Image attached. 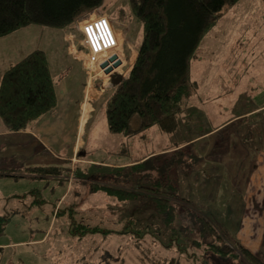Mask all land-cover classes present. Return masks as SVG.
Returning a JSON list of instances; mask_svg holds the SVG:
<instances>
[{
  "label": "rangeland",
  "instance_id": "rangeland-1",
  "mask_svg": "<svg viewBox=\"0 0 264 264\" xmlns=\"http://www.w3.org/2000/svg\"><path fill=\"white\" fill-rule=\"evenodd\" d=\"M99 12L109 14L117 27L128 25L124 27L127 39L138 41L140 48L143 25L133 16L129 0H103L98 10L89 12L84 20L78 21L79 30L85 20L96 17ZM76 25L73 23L65 26L66 28L30 25L16 33L24 37L23 42L29 41L30 48H47L53 62L60 49L68 54L67 35L78 36ZM21 37L17 36L14 40L22 42ZM127 43L128 41L126 45ZM57 77L60 78L59 75ZM78 77L80 74L73 78L75 89L79 86ZM191 77L197 87L179 116L176 133L169 135L157 126L149 128L145 138L111 133L104 103H100L87 126L84 149L87 150L88 157L103 160L116 167L133 162L148 150L163 148L172 142L174 145L189 144L182 162L183 174L179 172L181 195L205 214L223 222L234 236L244 240L249 248L264 258V210L259 208L263 202L258 195H254L243 203L238 200L236 193V190L245 191L248 195V187L244 189L242 185V175L246 172L249 163L246 160L249 156L256 158L255 153L249 152L243 159L244 147L241 143L253 122L247 116L264 104V0H238L223 8L195 51L191 61ZM63 82L64 80L61 85ZM255 123L264 125V111ZM220 124L223 125L214 130ZM211 129V133L202 136ZM217 130L221 131L216 132ZM72 136L68 133L67 139H72ZM195 137L193 141L192 138ZM25 139V136L18 133L5 136L0 134V164L15 166L14 161L15 164L18 160L25 162L22 159L28 153V147L16 144ZM28 140L37 144L31 137ZM123 145L129 150H125ZM69 146L70 142L67 141V150ZM260 156L262 155H257L253 165L258 164ZM70 172V169L61 167V176L58 178L0 177V213L11 215L0 233V264H108L104 259L101 260L100 244L110 248L117 245L119 239L112 238L102 243L97 232L84 234L85 236L70 233L67 236L64 232L65 218L69 225L74 217L78 223L90 226L100 223L105 225L106 219H109L107 225L119 229L118 221L125 215V204L113 201L99 192L85 193L88 185H84L83 180L92 182L96 177L85 176L81 172L71 176ZM236 176L240 177L239 182L234 180ZM111 179L112 175H105L100 180L107 182ZM32 189L41 190L45 202L39 204L36 201L29 212L23 211V202L17 200L7 203L6 197ZM71 189V195L85 196L80 197L74 205H69L73 201L71 198L66 199L67 196L60 200L63 192ZM110 203L112 204L109 205ZM126 207L136 216L150 211L140 202L127 203ZM59 208L61 212L56 219ZM134 239L140 242L139 247L135 240L132 243H135L142 254L129 248V239L121 240L119 247L125 249L119 248L118 253L112 254L114 264H134L138 258L146 264H155L158 257L162 258L155 242L149 243L157 240L152 234L140 239L134 236ZM122 242L124 243L121 245ZM182 246L188 248L185 252H177L181 263L204 264L205 258L208 264H212V258L205 252L206 249L199 250V247L188 245L184 241ZM142 248L146 255L141 251ZM166 260L163 258L162 264Z\"/></svg>",
  "mask_w": 264,
  "mask_h": 264
},
{
  "label": "trees",
  "instance_id": "trees-1",
  "mask_svg": "<svg viewBox=\"0 0 264 264\" xmlns=\"http://www.w3.org/2000/svg\"><path fill=\"white\" fill-rule=\"evenodd\" d=\"M237 1L129 0L133 16L143 25V39L131 70L127 75H121L119 83H110L101 96L100 102L104 103L111 133L145 138L147 130L153 126L169 135L177 132L179 116L197 87L191 77V61L195 51L223 8ZM102 2L0 0V38L30 25L66 28L73 23L77 24V33L83 35L78 28V21L84 20L89 12L98 10ZM104 13L99 12L98 15ZM59 77L54 76L47 52L41 47L34 48L7 68L0 79V120L3 124L9 130H24L36 119L55 111L58 106L57 85L65 78L63 74ZM211 132L212 129L202 136ZM196 137L192 138L193 141ZM188 146L184 143L174 145L172 142L163 148L148 150L128 166L109 169L95 166L99 171L84 174L96 177L92 182L83 180L88 182L85 193L99 192L125 204V215L118 221L120 228L114 229L107 225L109 219H106L105 225L100 223L90 226L78 223L70 216V225L65 218V234L89 235L97 232L102 243L118 238L119 243L110 248L100 244L101 260L104 259L108 264L115 263L111 256L119 252L121 240L129 239V248L142 254L135 247V243L139 247L140 242L134 236L140 239L150 234L157 240H148L149 243L155 242L162 256L158 257L155 264H162L163 258L167 259L164 264H176V261L177 264H183L177 256L178 251L185 252L188 248L182 246L183 241L199 247V250L206 249L212 264H264V259L234 236L228 226L214 216L205 214L181 195L179 172L183 174L182 162ZM123 147L129 150L126 145ZM29 169L35 176L42 178L61 176V168L54 165ZM14 171V167L0 164V177L21 176L14 174ZM74 173L78 175L77 170ZM105 175H112V179L101 181ZM42 196L41 190L32 189L6 199L7 203L17 200L23 202V211L29 212L37 202H45ZM80 197L85 196L70 195L73 202L69 205H74ZM131 202H140L151 213L132 214L126 207ZM10 218V214L0 213V233ZM133 240L135 243H132ZM91 247L94 245L91 244ZM141 251L146 255L145 249ZM203 260L204 264H208L205 258ZM134 264L146 263L138 258Z\"/></svg>",
  "mask_w": 264,
  "mask_h": 264
},
{
  "label": "crops",
  "instance_id": "crops-1",
  "mask_svg": "<svg viewBox=\"0 0 264 264\" xmlns=\"http://www.w3.org/2000/svg\"><path fill=\"white\" fill-rule=\"evenodd\" d=\"M104 15L109 17L107 13H104ZM113 25L119 38V46L115 51L123 60L122 65L116 71L120 75H127L138 56L139 42L131 38H129V40L127 39L125 28L128 27V25L125 24V28L123 26L117 27L115 22H113ZM140 29L141 26L139 31ZM18 34L19 33L15 32L0 38V79L7 68L34 49L30 48L29 41L23 42V39V43L21 41H15V37H21V35ZM67 36L69 37L68 54L63 53V50L60 49L56 52L57 57L52 62L48 54L49 50L47 48L45 50L49 57V63L54 76L57 77L63 74L65 77L63 85H61V81L58 82L57 85V109L36 119L24 130H9L0 120V134L5 136L6 134L18 133L25 136L27 139H25L24 142L16 143L25 144V147H28V153L25 155L24 159H22V161L25 162H19L18 160L17 164H15L16 161H14L13 164L15 166L1 164L6 167H14L16 169L14 174L21 175L19 177H38L29 169L35 166L54 165L59 168L66 167V169L71 170V176L74 175L73 173L76 170L78 173L81 172L89 175L95 170L99 171V169L94 168L95 166L100 168L104 167V169L114 168V166L108 165L103 160L98 161L94 157H88L87 150L85 151L84 149L86 147L85 136L87 126L96 112L97 105L101 103L100 99L102 94L105 93L106 89L110 86L108 83H112L111 74L106 75V73L101 72L98 67L94 70L91 69L92 74L88 72L83 60L88 52L83 43V35L79 33L76 37L73 35ZM126 41H128L127 45ZM79 74V86L75 89L76 83L73 78H77ZM263 111L264 104L254 109L250 116H247V119L253 122L249 125L248 131L244 135V139L241 143L244 147L243 159L247 157L249 152L255 153L256 158L251 155L249 156L246 160L249 161L246 172H243L242 175V185L244 189L248 187V195L245 191L239 192L236 190V193L238 194V200L243 203L248 200V197L252 198L254 195H258L261 198V202H263V205L259 206V208H263L264 210V125L260 124L259 126L255 123V120L257 117H260ZM223 124L216 126L214 130L221 127ZM68 133L73 135L72 139H67ZM30 137L32 140H36L37 144L29 142L31 141L28 140ZM67 141L70 142L68 150L66 148ZM259 154L262 156H260L258 164L253 165V162L257 160V155ZM38 155H40V157H38ZM131 163L117 165L116 167L128 166ZM239 178L240 177L236 176L234 180L239 182ZM245 180H247V182H245ZM87 183L88 182H84L83 184L87 185ZM68 191L66 190L63 192L60 196V200L64 196H67L66 199L70 198L73 190L71 189L69 194L66 195ZM17 194L22 195L23 192H18L13 195ZM101 194L102 193H100V195ZM257 233L261 234L260 231ZM242 242H244V240H242ZM244 244L246 245L247 243Z\"/></svg>",
  "mask_w": 264,
  "mask_h": 264
},
{
  "label": "built area",
  "instance_id": "built-area-1",
  "mask_svg": "<svg viewBox=\"0 0 264 264\" xmlns=\"http://www.w3.org/2000/svg\"><path fill=\"white\" fill-rule=\"evenodd\" d=\"M102 22L106 23V29L97 27ZM88 28L92 29L91 35L87 32ZM81 31L83 33V43L88 50L85 59H83L87 71L91 73V69L94 70L98 67L101 72H104V69L100 66L101 63L116 53L115 50L119 46V38L113 22L106 15H97L94 18L85 20L81 25Z\"/></svg>",
  "mask_w": 264,
  "mask_h": 264
},
{
  "label": "water",
  "instance_id": "water-1",
  "mask_svg": "<svg viewBox=\"0 0 264 264\" xmlns=\"http://www.w3.org/2000/svg\"><path fill=\"white\" fill-rule=\"evenodd\" d=\"M123 60L114 53L109 59L101 63V68L104 69L106 74H111L112 83L117 84L121 81L122 76L117 73V69L122 65Z\"/></svg>",
  "mask_w": 264,
  "mask_h": 264
},
{
  "label": "snow or ice",
  "instance_id": "snow-or-ice-1",
  "mask_svg": "<svg viewBox=\"0 0 264 264\" xmlns=\"http://www.w3.org/2000/svg\"><path fill=\"white\" fill-rule=\"evenodd\" d=\"M97 27H102V28L106 29L107 28V25H106V23H103L102 22V24L101 25H98ZM87 32L91 35L92 34V29L91 28H88L87 29ZM109 38H110V33H109Z\"/></svg>",
  "mask_w": 264,
  "mask_h": 264
}]
</instances>
